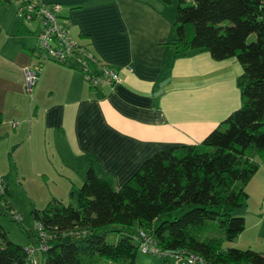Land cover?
<instances>
[{"label": "trees", "instance_id": "trees-1", "mask_svg": "<svg viewBox=\"0 0 264 264\" xmlns=\"http://www.w3.org/2000/svg\"><path fill=\"white\" fill-rule=\"evenodd\" d=\"M23 22L17 35L37 37ZM78 45L93 56L95 70L105 66L89 44ZM168 46L176 57L199 51L216 61L236 59L242 67L240 107L201 143L154 155L121 188L90 166L76 204L54 199L40 210L30 201L37 235L30 232V243L20 245L0 224V264H35L28 249L39 243L46 249L38 252L37 264H98L101 258L136 264L141 232L156 240L167 264L171 256L190 254L207 264H264V254L251 248L224 249L246 229L245 218L235 212L247 205V186L264 163V0H180ZM24 48L36 54L35 67L58 63L38 45ZM13 193L1 182L0 215L22 224L9 202ZM161 217L166 218L158 222ZM136 226L138 233L126 231ZM111 233L117 234L110 239Z\"/></svg>", "mask_w": 264, "mask_h": 264}, {"label": "crops", "instance_id": "crops-1", "mask_svg": "<svg viewBox=\"0 0 264 264\" xmlns=\"http://www.w3.org/2000/svg\"><path fill=\"white\" fill-rule=\"evenodd\" d=\"M34 1L61 5L60 20L70 37L89 44L122 82L113 90L94 88L73 58L45 62L34 87L37 108L32 115L41 110L43 133L61 138L69 157L85 160L87 170L94 166L118 188L157 153L201 143L240 107V64L236 59L216 61L199 51L176 57L168 46L175 11L165 5L151 0L150 5L146 0ZM13 6L0 3V31L10 27L0 55L7 67H20L26 83L24 70H33L38 59L24 48L35 46L13 39L28 40L17 35L23 20ZM29 27L36 35L40 31L38 24ZM247 192V205L238 209L246 229L234 247L264 254V163Z\"/></svg>", "mask_w": 264, "mask_h": 264}, {"label": "rangeland", "instance_id": "rangeland-1", "mask_svg": "<svg viewBox=\"0 0 264 264\" xmlns=\"http://www.w3.org/2000/svg\"><path fill=\"white\" fill-rule=\"evenodd\" d=\"M151 1L156 3L155 0ZM179 1L173 0L171 6L164 7L175 11ZM7 33H10V27L5 25L3 31H0V49L8 41ZM13 39L15 42L21 41L19 42L21 44L28 41L30 43L27 44L32 47L37 45V40L33 36L22 37L21 39H28L25 41L17 40L16 37ZM14 41L10 42L11 46ZM28 54L33 56L29 51ZM22 55L28 62L30 61L29 55L24 52ZM5 61L6 58L0 55V112L3 115V123L0 125V184L4 182L13 189L14 193L12 198H9V202L21 219L16 221L23 223L13 222L0 215V224L8 233L10 240L20 245H28L29 233L37 235L36 224L30 216L29 202L31 201L40 210L54 199L61 200L66 205L76 204L78 188L86 178L87 162L76 161L69 157L61 138L54 139V134L51 132H47L46 135L43 133L38 119L41 110L37 111L36 117L32 115L37 108L34 88L29 91L28 80L26 83L23 82L24 73L18 65H15V68L7 67ZM26 69L29 71L30 68H25V76H27ZM70 179L72 181H68ZM235 215L239 216L238 210ZM164 218L166 217H161L158 222ZM126 229L127 232H139L137 226ZM116 234L111 233L110 239ZM39 246L40 243L37 248ZM230 247H234V242L224 245L225 250ZM37 257L35 254L36 260ZM170 263L174 264V260L171 259ZM98 264L119 263L101 258ZM136 264H166V262L161 256L139 252Z\"/></svg>", "mask_w": 264, "mask_h": 264}, {"label": "built area", "instance_id": "built-area-1", "mask_svg": "<svg viewBox=\"0 0 264 264\" xmlns=\"http://www.w3.org/2000/svg\"><path fill=\"white\" fill-rule=\"evenodd\" d=\"M12 1L17 6L21 19L26 24L31 25L35 23L40 25L41 30L37 36V45L47 59L51 58L63 63L66 59L73 58L79 65V69L86 81L94 88L108 87L113 90L122 82L120 76L106 66L98 67L96 70L94 69L96 61L93 56L88 54L84 49H81L78 43L70 37L69 32L59 23L58 13L62 9L60 5L46 6L34 0ZM42 68L37 66L33 70H26L29 83L28 89L30 92L37 82L38 74ZM15 216V220H21L19 216ZM136 240L139 241V251L141 253L156 256L164 255L156 240L147 234L141 232ZM45 249L46 247L43 243H40L38 248L34 246L28 249L35 264H37L38 258L36 260L33 256ZM171 257H174V264H207L202 258L194 254L186 257Z\"/></svg>", "mask_w": 264, "mask_h": 264}, {"label": "clouds", "instance_id": "clouds-1", "mask_svg": "<svg viewBox=\"0 0 264 264\" xmlns=\"http://www.w3.org/2000/svg\"><path fill=\"white\" fill-rule=\"evenodd\" d=\"M39 75H40V73L38 74V79H39ZM38 81V80H37ZM37 83V82H36ZM36 83H35V85H36ZM35 85L32 87V89L35 87ZM32 91V90H31Z\"/></svg>", "mask_w": 264, "mask_h": 264}]
</instances>
